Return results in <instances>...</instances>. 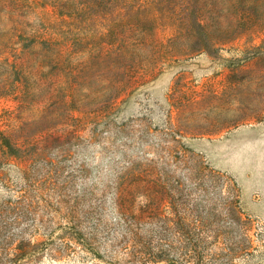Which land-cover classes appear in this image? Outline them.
<instances>
[{
  "label": "rangeland",
  "instance_id": "obj_1",
  "mask_svg": "<svg viewBox=\"0 0 264 264\" xmlns=\"http://www.w3.org/2000/svg\"><path fill=\"white\" fill-rule=\"evenodd\" d=\"M2 134V264H264V0H0Z\"/></svg>",
  "mask_w": 264,
  "mask_h": 264
},
{
  "label": "trees",
  "instance_id": "obj_2",
  "mask_svg": "<svg viewBox=\"0 0 264 264\" xmlns=\"http://www.w3.org/2000/svg\"><path fill=\"white\" fill-rule=\"evenodd\" d=\"M7 146L6 144V140L4 138V135L2 134L0 137V148L3 149V151L5 152V147ZM200 163V162H199ZM189 169L195 170L196 174L198 175V178L200 177V180L198 182H196L194 185L198 186V187H203L206 183L205 178L209 177L211 178V185L214 187H218L219 185L223 184V186H227V188L229 187L230 189V194H232L231 196V201L225 200V207H228L225 211H226V218L228 220H230L232 223H234V225L240 226L239 228H242L243 226H246V223H244L241 220V216H237L236 218V214L237 213V206L239 204V199H240V195H239V191L237 189L236 184L229 179L228 177H225L219 173L213 172L212 170H210L209 168H207L203 162H201V165H196L194 167H189ZM142 174L148 175L150 176V174L148 172L143 171ZM141 174V175H142ZM152 174V173H151ZM195 175V173L193 174ZM147 177V176H145ZM144 181V177L142 176H133V178H131V180L129 181V184L132 183H138V182H143ZM150 186H152L153 189H150ZM182 184L178 183L177 189H181L182 188ZM147 190L150 192L151 190H154V192L156 193V195L154 196V202L157 203L158 205H163L164 203V199L167 197L168 195V183H163L161 179H155V180H149L146 186ZM203 190V189H202ZM222 199L220 200V205L224 206V202H221ZM224 201V200H223ZM248 237V236H247ZM192 246V247H190ZM185 253V258L187 260H191L194 259V255L195 252L194 250L197 248V244H191L188 243L187 244V248H189ZM34 255V249H30L29 248H24L20 254H18L15 258H11L9 259L6 263L3 264H16V263H20L22 261L28 260L30 259L32 256ZM0 264H2L0 262Z\"/></svg>",
  "mask_w": 264,
  "mask_h": 264
}]
</instances>
